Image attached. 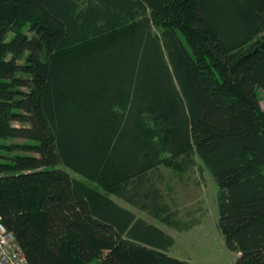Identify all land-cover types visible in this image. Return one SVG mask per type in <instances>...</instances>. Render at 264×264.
Segmentation results:
<instances>
[{"label": "trees", "instance_id": "16d2710c", "mask_svg": "<svg viewBox=\"0 0 264 264\" xmlns=\"http://www.w3.org/2000/svg\"><path fill=\"white\" fill-rule=\"evenodd\" d=\"M258 89L264 0H0V139L34 143L0 161L3 224L30 264H191L111 195L188 231L149 174L199 159L235 264H264Z\"/></svg>", "mask_w": 264, "mask_h": 264}, {"label": "rangeland", "instance_id": "374dc122", "mask_svg": "<svg viewBox=\"0 0 264 264\" xmlns=\"http://www.w3.org/2000/svg\"><path fill=\"white\" fill-rule=\"evenodd\" d=\"M258 93L264 108V94L259 89ZM25 143L34 144L19 139H0V161L7 162L16 155H34L30 152L8 148L9 145ZM198 162L204 170L201 171L199 166H196L191 172L180 176L172 167L162 164L153 169L149 175L153 176V181L162 190L165 201L172 206V210H178L179 218L184 223L197 221L199 225L188 231L180 232L161 225L146 213H141V216L149 222L158 224L174 238L175 243L167 252L170 257L191 264H235L238 254L226 246L224 237L218 229V185L202 161L198 159ZM60 169L67 171L73 177L83 179L67 167L60 166ZM111 198L126 204L116 196L111 195Z\"/></svg>", "mask_w": 264, "mask_h": 264}, {"label": "built area", "instance_id": "2783aa9c", "mask_svg": "<svg viewBox=\"0 0 264 264\" xmlns=\"http://www.w3.org/2000/svg\"><path fill=\"white\" fill-rule=\"evenodd\" d=\"M0 264H30L10 232L0 218Z\"/></svg>", "mask_w": 264, "mask_h": 264}, {"label": "crops", "instance_id": "0c3cea01", "mask_svg": "<svg viewBox=\"0 0 264 264\" xmlns=\"http://www.w3.org/2000/svg\"><path fill=\"white\" fill-rule=\"evenodd\" d=\"M199 163V162H198ZM200 165V164H199ZM191 172V171H190ZM199 185H201L200 183H198ZM159 188V187H158ZM202 188V187H201ZM114 200V199H113ZM117 204H119L120 206H122V207H124V208H126V209H128V211H130V212H132V213H134L138 218H142V219H144V220H146L144 217H142L141 216V213H146V214H148L147 212H144V211H142V210H140L139 208H137V207H135V206H133L132 204H130V203H126V204H122V203H120V202H118V201H116V200H114ZM171 206V205H170ZM172 207V206H171ZM148 223H150V224H153V225H155V226H157L158 228H160L159 226H158V224H156V223H153V222H149L148 220H146ZM162 225V224H161ZM161 230H163L162 228H160ZM164 231V230H163ZM165 232V231H164ZM166 233V232H165ZM169 235V234H168Z\"/></svg>", "mask_w": 264, "mask_h": 264}]
</instances>
